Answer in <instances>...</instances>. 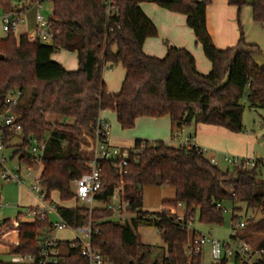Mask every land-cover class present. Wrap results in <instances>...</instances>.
<instances>
[{
	"label": "trees",
	"instance_id": "trees-1",
	"mask_svg": "<svg viewBox=\"0 0 264 264\" xmlns=\"http://www.w3.org/2000/svg\"><path fill=\"white\" fill-rule=\"evenodd\" d=\"M36 1L25 0L29 8ZM50 2L53 44L31 42L28 35L18 37L13 32L0 40V55L4 57L0 60V112L10 106L22 128L21 133L4 130V145L14 149L13 158H18L20 165L41 166L39 185L46 201L55 202L57 194L61 204L74 202V182L89 173V159L81 153L82 136L94 134V122L104 111L116 115L122 130L134 129L140 118L168 116L175 130L206 125L240 134L246 105L251 110L264 109V68H258L253 60L264 52L246 43L240 22L243 8L250 7L253 21L264 24V0H229L238 10L240 39L235 47L225 50L216 48L207 29L212 0L154 1L164 10L187 17V26L212 64L208 75L197 71L188 50L167 42L164 58L145 54L146 40L158 37L155 24L141 9L149 0H113L118 9L113 17L107 14L105 0ZM0 8L4 15L18 12L12 0H0ZM27 10L24 6L22 13ZM60 51L77 54V71L70 72L53 60ZM118 66L125 69V80L118 94H110L104 72ZM17 95L16 104L7 103L9 97ZM35 141L46 142L39 160L30 153ZM12 142L16 145L11 146ZM128 151V165L121 171L108 162L99 163L102 188L96 196L97 201H107L122 187V196L131 205L128 221L113 219L114 213L106 209L90 211L78 204L60 210L72 228L93 224L92 246L107 264L201 263L202 253L195 254L201 234H190L189 221L198 214L200 223L221 226L230 206L232 229L241 223L238 214L244 208L261 216L248 219L242 232L231 236L233 242L260 235L263 239L257 246L264 249V181L257 175L263 159H256L253 168L235 167L231 173L213 165L195 147L137 140ZM151 187H172L176 199L163 202L159 213L144 212V190ZM167 207L181 210L183 216ZM32 210L0 224V245L12 258L38 257L49 234V220L29 219ZM141 228H155L164 242L163 256L151 263L150 250L145 251L137 234ZM59 243L60 264H88L78 244L71 249V241ZM0 264L16 263L4 262L0 255ZM235 264L243 263L235 259Z\"/></svg>",
	"mask_w": 264,
	"mask_h": 264
},
{
	"label": "built area",
	"instance_id": "built-area-1",
	"mask_svg": "<svg viewBox=\"0 0 264 264\" xmlns=\"http://www.w3.org/2000/svg\"><path fill=\"white\" fill-rule=\"evenodd\" d=\"M51 0H37L33 6L36 7V30L28 35V40L31 42L39 40L43 44H53L54 34L50 31L49 21L45 19L40 10L44 4L50 3ZM203 2L205 0H198ZM107 14L113 17L118 14V9L114 8L113 0H105ZM25 23L24 13L21 11L5 14L3 16V31L6 35L9 33H16L19 26ZM19 95L9 97L7 103L10 105L16 104ZM18 115L13 113L10 106L5 107L0 112V153L6 149L4 145V130L10 128L12 131L21 133V126L16 124ZM110 122L99 115L94 122V140L95 145L92 148L91 155L85 156L89 159V173L82 176L80 179L74 182V202L78 205L89 209L90 211L102 208L114 213L113 219L120 222H124L125 216L130 210V202L126 201L122 196V187L115 190L114 195L107 201H97L96 196L102 188V180L100 176L99 163L108 162L114 169L121 171L128 165L130 153L128 150L114 147L110 144ZM195 138H190L187 143L182 145L191 149L195 147L199 152L201 151L205 156V150L196 147ZM46 142H33L30 149V153L37 160H39L45 150ZM138 151H136V154ZM210 162L219 166L216 158H210ZM6 159L0 156V166L3 170ZM224 162L228 166L241 167V168H253L255 167V159H239L225 157ZM2 174L4 180L18 184L19 186L25 185L27 178H32V184L29 191L34 194L40 202L39 207L33 208L28 212V218H40L42 221H48L51 224L49 234L46 240L42 244V250L38 257L24 256L14 258L13 263L16 264H60L62 255V246L59 241L54 237L56 233L70 230L73 233L74 239L71 241V249H75L77 244L79 245L80 254L88 261V264H107L106 259L96 251L92 246V223H88L85 226L79 228L70 227L60 215V210L63 207L58 202H48L45 200V195L42 188L39 185V175L32 167H25L23 173L22 167L19 164L16 170L13 172L5 171ZM101 206V207H96ZM53 216L56 219H53ZM191 221H189L190 224ZM188 224V227H189ZM246 227V222H241L235 229H233L232 236H237L239 231H242ZM210 246L213 259L221 262L224 259H239L243 264H260L264 259V249L259 248L257 245L250 243L247 240H239L231 243H224L213 238L201 235L199 242L195 248V254L202 253L204 246ZM195 264H201L196 262Z\"/></svg>",
	"mask_w": 264,
	"mask_h": 264
},
{
	"label": "crops",
	"instance_id": "crops-1",
	"mask_svg": "<svg viewBox=\"0 0 264 264\" xmlns=\"http://www.w3.org/2000/svg\"><path fill=\"white\" fill-rule=\"evenodd\" d=\"M24 3V2H23ZM145 4V3H143ZM142 11L146 14L148 18L152 20L158 30L157 38H150L146 40L144 44V52L146 55L162 59L167 54V47L165 42H167L172 47L183 48L188 50L196 60V68L197 71L202 75H208L212 70V64L206 59L202 47L197 44L195 35L193 31L187 26V17L181 14L172 13L167 10L160 8L158 5H149L142 7ZM34 7V6H32ZM30 7L25 13V23L22 24L19 31L16 33L18 37L22 35H29L36 30V15L33 8ZM22 8V6L20 7ZM250 8V7H249ZM251 9V8H250ZM252 14V9H251ZM3 16L0 15V21L3 24ZM236 18H238V10L236 7L231 6L229 4V0H212V3L208 6L207 9V29L212 37L216 48L219 50H225L228 48L235 47L240 39L239 33L236 30ZM253 19V17H252ZM254 22V21H253ZM256 23V22H255ZM257 25L264 26V24L256 23ZM7 36L0 37V40L5 39ZM249 45H256L260 48L262 52H264V47L258 42H247ZM51 45V44H48ZM62 52V51H60ZM58 52L57 61L62 64L68 71L73 72L79 69L78 58L76 53H70L69 55L60 54ZM76 58V59H75ZM54 60V56H53ZM77 60V61H76ZM121 67V68H120ZM126 71L122 66H118L116 69L110 70V72H104V81L107 87V90L110 94H118L121 90L123 82L125 80ZM101 116L110 121L113 119L117 125H120L117 122V117L114 113L110 111H104L101 113ZM140 126L149 127L153 133H150L151 137H142L138 133V129ZM192 132H188V129L185 130H175L173 127V123L170 117H163L160 119H152V118H140L136 122V127L131 136H127L125 138H115L113 137L110 140V144L114 147L125 149L130 147L132 149L137 140L143 141H164L169 146L172 147H182L185 143L189 141V139L195 138V146L205 150H211L213 154L221 152L223 150H228L230 152L235 153L234 149L237 147L238 143L242 142L241 136L238 134L230 133L223 128L199 125L197 127H193ZM185 134H188V137H184ZM144 136V135H143ZM130 142V145H127V142ZM16 143V142H15ZM125 149V150H127ZM211 158H215L214 156ZM210 159V158H209ZM260 159V157H257ZM35 172L40 176L42 168L36 170ZM151 188H164V187H151ZM172 190H168L166 194V190H163L160 195V199L158 201V205L154 208L153 211H149L147 207V202H145V190H144V212L149 213H159L163 211V202L172 201L176 199V191L172 187H166ZM28 195L34 199L35 204L31 206H27V210L30 208H35L40 206V202L37 197L32 194L29 190L27 191ZM53 199L55 202H58L59 196L54 194ZM57 199V201H56ZM61 204V203H60ZM62 206H74L75 202H71L68 204H61ZM168 209V208H167ZM169 210V209H168ZM171 213L175 214L176 212L169 210ZM180 216H183L182 211L180 210L176 213ZM130 218V217H129ZM160 234L158 235V237ZM56 238V237H55ZM57 239V238H56ZM159 239V238H158ZM161 239V237H160ZM58 240V239H57ZM61 241V240H58ZM63 242V241H62ZM12 262V261H10Z\"/></svg>",
	"mask_w": 264,
	"mask_h": 264
},
{
	"label": "rangeland",
	"instance_id": "rangeland-1",
	"mask_svg": "<svg viewBox=\"0 0 264 264\" xmlns=\"http://www.w3.org/2000/svg\"><path fill=\"white\" fill-rule=\"evenodd\" d=\"M150 2L145 3L142 5L144 8L145 6L149 5H155V0H149ZM24 2V3H23ZM219 2H222V0H219ZM12 4L16 7V10L23 12L24 6L26 9L29 8V2H25V0H12ZM22 6V8H20ZM31 5L30 7H32ZM35 15L37 13V8L32 7ZM3 10L0 8V15H2ZM40 13L45 19H48L49 16L52 14V5L50 3L44 4L43 8L40 10ZM240 22L243 29V33L245 36V40L247 42H258L264 43V26L257 25L255 22H253L251 9L249 7H244L241 15H240ZM236 24V30L239 33L240 36V27L238 23V18H236L235 21ZM22 26V25H21ZM19 26V29L20 27ZM18 29V31H19ZM17 31V32H18ZM16 32V33H17ZM7 36L3 31V24L2 21H0V37ZM262 47H264V44H261ZM59 54V53H58ZM56 53L54 55V61H57ZM60 54H66L69 55L67 52H60ZM76 59V58H75ZM77 61V60H76ZM117 67L110 68L108 67L105 72H110V70L116 69ZM121 68V67H120ZM104 77V76H103ZM111 125V131H110V140L115 138H125L127 136H131L130 134L133 133V131H126L122 130L121 127L117 125V123L111 119L110 121ZM243 125H244V131L238 135H240L242 138V142L238 143L237 147L234 149L235 153L230 152L228 150H223L221 152L213 154L211 150H205L206 158L209 159L211 157H215L218 161L219 168L223 171L229 170L231 173L234 172L235 167H229L225 162V157L230 158H239V159H257V157H260V159L264 160V109L259 110H251L246 105L244 115H243ZM194 125L188 127V132H192ZM185 130V129H184ZM139 135L142 137H151L149 136L150 133H153V131L149 127L140 126L138 129ZM144 135V136H143ZM184 137H188V134H185ZM82 146H81V153L83 156H89L91 155L92 148L95 145V140L93 135L83 134L82 136ZM16 145L15 142H12L11 146ZM127 145H130V142H127ZM127 149V147L125 148ZM127 150H130V147H128ZM13 148H6L3 152L0 153L1 158H5V164L4 167L6 170L0 171V224L7 219L14 220L17 217V214L19 212H25L27 209V206L34 205V199L28 195V190L30 188V185L32 184V178H27V182L23 186H19L16 183L4 180L2 178V174L6 173L5 171L13 172L16 170L17 166H19L18 158H13ZM22 171L24 173L25 166L21 164ZM41 169L40 165L36 166V170ZM257 175L258 179L260 181H264V166H260L257 169ZM163 190H166V194L168 193V190H172L170 188H146L145 189V202H147V207L150 209L149 211H153L154 208L157 207L158 201L160 199V195ZM57 201V199H56ZM83 206V205H81ZM96 207H101L97 206ZM154 207V208H153ZM169 210H172L176 213L179 211L173 208L167 207ZM232 207H228L226 215H225V222L221 226H208L205 224H202L199 222V216L196 214L190 224H189V231L192 235L193 232H197L203 236H207L209 238H213L215 240H218L220 242L224 243H231L233 240L231 239L233 229H232ZM175 213V214H176ZM240 216L241 222H247L248 219L253 217L255 220H258L261 216L259 212H247L244 208L243 212H240L238 214ZM126 221L129 220V217L127 215H124ZM53 219H56L55 216H53ZM242 232V231H241ZM244 232V231H243ZM138 237L140 242L146 246L145 251L150 250V258L149 262L155 261L157 258H161L163 256V247L164 242L161 237V235L158 237L159 232L155 228H141L137 231ZM58 240L61 241H72L74 239L73 233L70 230L61 231L55 234V236ZM161 237V239H160ZM16 235L13 234L11 236V239L13 241L16 240ZM159 238V239H158ZM263 239L260 235H251L248 237V241L254 245H258L261 240ZM0 255L1 259L4 262H10L14 261V258L8 256L6 254V249L0 245ZM186 256L189 258V252L186 250ZM221 262H218L213 259V256L211 254V248L210 246L206 245L202 249V256H201V264H219ZM180 264H184L183 262H180ZM227 264H235L234 259H228Z\"/></svg>",
	"mask_w": 264,
	"mask_h": 264
},
{
	"label": "water",
	"instance_id": "water-1",
	"mask_svg": "<svg viewBox=\"0 0 264 264\" xmlns=\"http://www.w3.org/2000/svg\"><path fill=\"white\" fill-rule=\"evenodd\" d=\"M4 57L2 55H0V60H3ZM254 62L256 63L258 68H264V53L263 56H255L253 57ZM4 97L2 98V104H4Z\"/></svg>",
	"mask_w": 264,
	"mask_h": 264
}]
</instances>
